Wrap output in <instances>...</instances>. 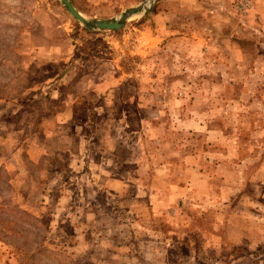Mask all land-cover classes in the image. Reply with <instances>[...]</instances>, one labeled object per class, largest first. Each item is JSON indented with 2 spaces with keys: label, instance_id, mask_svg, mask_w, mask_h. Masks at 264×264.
<instances>
[{
  "label": "rangeland",
  "instance_id": "374dc122",
  "mask_svg": "<svg viewBox=\"0 0 264 264\" xmlns=\"http://www.w3.org/2000/svg\"><path fill=\"white\" fill-rule=\"evenodd\" d=\"M69 1L107 20L145 0ZM243 1L88 31L59 0H0V264H264V35Z\"/></svg>",
  "mask_w": 264,
  "mask_h": 264
},
{
  "label": "water",
  "instance_id": "95a60500",
  "mask_svg": "<svg viewBox=\"0 0 264 264\" xmlns=\"http://www.w3.org/2000/svg\"><path fill=\"white\" fill-rule=\"evenodd\" d=\"M65 11L76 21L81 23L88 31H117L122 29L125 24L133 17L145 13L153 5L155 0H145L136 7L124 11L117 19L96 20L87 19L79 13L69 0H59Z\"/></svg>",
  "mask_w": 264,
  "mask_h": 264
},
{
  "label": "crops",
  "instance_id": "0c3cea01",
  "mask_svg": "<svg viewBox=\"0 0 264 264\" xmlns=\"http://www.w3.org/2000/svg\"><path fill=\"white\" fill-rule=\"evenodd\" d=\"M250 3H251V7L245 12L247 14V19L249 20V23L252 22L254 25H256L259 34L264 35V0H250ZM224 4L225 3L222 4L223 8L225 7ZM168 15L170 16V13H168ZM243 25L246 24L244 23ZM246 26L249 28L248 25ZM153 37L156 36L153 35ZM232 38L234 37H230V39ZM242 39L244 40V37H242ZM216 61L219 62L218 60ZM218 66H221V63H219ZM224 66H227V64H224Z\"/></svg>",
  "mask_w": 264,
  "mask_h": 264
},
{
  "label": "trees",
  "instance_id": "16d2710c",
  "mask_svg": "<svg viewBox=\"0 0 264 264\" xmlns=\"http://www.w3.org/2000/svg\"><path fill=\"white\" fill-rule=\"evenodd\" d=\"M125 72H126V70H125ZM79 77V76H78ZM79 80H80V78H79ZM98 80L99 79H97L96 80V82H98ZM85 81H87V78H85V79H83L81 82H85ZM6 99H8V97H6V98H1L0 97V100H6ZM1 168V167H0ZM19 212H21V213H19V214H24V213H26V212H24V211H19ZM15 214L17 213V212H14ZM11 214H13V211L11 210V209H8L7 207H3V206H0V227L3 229V230H6L7 229V223H6V219H5V217L4 216H8V215H11ZM28 214H25V215H23V218L26 220V216H27ZM3 216V219L1 218ZM17 219H20V218H17ZM9 230V229H8Z\"/></svg>",
  "mask_w": 264,
  "mask_h": 264
},
{
  "label": "built area",
  "instance_id": "2783aa9c",
  "mask_svg": "<svg viewBox=\"0 0 264 264\" xmlns=\"http://www.w3.org/2000/svg\"><path fill=\"white\" fill-rule=\"evenodd\" d=\"M251 7V3L248 0H245L237 5V10L240 12H246Z\"/></svg>",
  "mask_w": 264,
  "mask_h": 264
}]
</instances>
